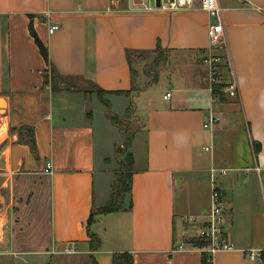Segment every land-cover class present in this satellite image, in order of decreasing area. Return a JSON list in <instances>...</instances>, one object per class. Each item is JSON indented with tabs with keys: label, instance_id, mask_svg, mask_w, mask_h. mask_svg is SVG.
Returning <instances> with one entry per match:
<instances>
[{
	"label": "crops",
	"instance_id": "0c3cea01",
	"mask_svg": "<svg viewBox=\"0 0 264 264\" xmlns=\"http://www.w3.org/2000/svg\"><path fill=\"white\" fill-rule=\"evenodd\" d=\"M218 3L230 69L219 76L237 86V97L220 103L202 64L212 21L199 10L170 13L148 0H0V264H112L120 254L132 264H201L207 253L183 238L196 231L185 219L196 227L208 220L212 183L233 251L207 254L208 262L252 264L244 253L264 248V0ZM51 25L58 30L49 35ZM149 55L163 58L141 84L131 64ZM98 91L128 92L105 101L112 110L115 100L135 99L139 128L123 211L88 225L113 182L94 128ZM210 111L220 121L203 129ZM21 127L32 129L34 153ZM87 231L98 250H89ZM180 242L186 249L174 252Z\"/></svg>",
	"mask_w": 264,
	"mask_h": 264
},
{
	"label": "built area",
	"instance_id": "2783aa9c",
	"mask_svg": "<svg viewBox=\"0 0 264 264\" xmlns=\"http://www.w3.org/2000/svg\"><path fill=\"white\" fill-rule=\"evenodd\" d=\"M243 2L244 0H238ZM249 6V5H247ZM153 9H156L152 7ZM158 10L165 12H180V11H193L199 10L205 13L212 21L207 29V54L202 59L203 66L207 69V83L211 94L217 91V94L223 96L225 99H234L237 97V86L233 81L231 75H229V81L222 83L220 79V70L222 66L228 67L229 60L227 56L225 33L223 27V10L219 6L218 0H167L166 3L160 4ZM58 30V26L51 25L47 33L49 35L54 34ZM170 97L169 94L163 97L166 101ZM216 99L213 97V101ZM220 118L213 112H209L203 123V129H211L217 125ZM258 173L259 169H255ZM46 172L51 174V165H46ZM224 175V171L220 172ZM261 190L264 194V183L261 184ZM224 204L222 202L221 193L218 187L212 183V190L210 195V215L206 222L200 227H196V220L194 218L185 219V223L191 226V229H196L195 236L190 237L188 233H184V239L195 240L197 243H202V250L208 255H213L217 252H230L233 251V246L224 238L222 230L224 218H223ZM264 211V210H263ZM186 244L180 242L175 245L173 251H184ZM73 250L70 251L72 253ZM245 260L252 264H264V248L249 250L244 253Z\"/></svg>",
	"mask_w": 264,
	"mask_h": 264
},
{
	"label": "trees",
	"instance_id": "16d2710c",
	"mask_svg": "<svg viewBox=\"0 0 264 264\" xmlns=\"http://www.w3.org/2000/svg\"><path fill=\"white\" fill-rule=\"evenodd\" d=\"M31 36L33 37L40 54L43 56V58L46 59V51L42 47V45L37 41L35 35L31 31ZM156 64V63H155ZM154 64V65H155ZM100 95H113V96H127L129 93L124 92H112V93H105L98 91L97 96L101 104L107 109H110V106L107 101L103 100V98ZM213 97L217 99V101L223 102L225 99L223 96L217 94L216 92L212 93ZM130 113V110H126V115L128 116ZM109 121L111 124L117 128L120 134L125 136V141L123 143L122 151L121 148H117V146L114 147V156L116 158V155H125V161L120 165V172L113 174V182L111 186V194L109 196L108 201L106 204L100 208V209H91V215L88 220V225H90L93 221V218L98 215H105V214H116L123 211L124 202L126 198L130 195V184H131V178H132V156L129 152L131 141L134 135V132L131 130L129 121L126 120H118L112 116H108ZM17 134L21 140H25V142L29 145L31 151L35 152V141H34V135L33 131L29 127H21L17 130ZM88 235V246L90 251H96L100 247L99 240L92 235L90 232L87 231ZM198 247H202V243H194ZM209 256L207 254L202 255L201 264H209L208 262ZM94 264V263H93ZM112 264H132V259L127 254H120V255H114L112 258Z\"/></svg>",
	"mask_w": 264,
	"mask_h": 264
},
{
	"label": "rangeland",
	"instance_id": "374dc122",
	"mask_svg": "<svg viewBox=\"0 0 264 264\" xmlns=\"http://www.w3.org/2000/svg\"><path fill=\"white\" fill-rule=\"evenodd\" d=\"M162 55H156L152 56L149 55L145 59L144 58H134L132 65L133 73H135L136 78L140 81V83H151L152 77L154 75V64L157 60H162ZM148 76V77H147ZM46 82L49 83V85L53 88H56L59 84L57 83V79L53 75V72L50 69L46 70ZM148 79V80H146ZM146 81V82H145ZM150 81V82H149ZM139 83V85H140ZM154 92V90H152ZM103 100H105L106 95H100ZM94 106H93V114L95 116V133L97 136V142L99 143L104 141L108 146V155L111 159V165L107 168H105L104 173H107L104 178L108 180V184H111L113 181V174L120 172V165L125 161V155H116V158L114 156V147L117 146V148L123 147V143L125 141V136L120 134L116 127H114L111 122L108 119V116H112L118 120H126L129 121L131 130L135 132L138 127V120L134 113L136 108V100L135 99H119L112 102V110H107L105 107H103L97 99H93ZM5 105L3 106V108ZM129 109L130 113L127 116L126 110ZM2 114V112H0ZM135 114V115H134ZM99 167H97L95 178H99L100 170ZM102 220V217H101ZM97 223L94 222L92 224V228L97 229ZM42 264H48V261Z\"/></svg>",
	"mask_w": 264,
	"mask_h": 264
},
{
	"label": "water",
	"instance_id": "95a60500",
	"mask_svg": "<svg viewBox=\"0 0 264 264\" xmlns=\"http://www.w3.org/2000/svg\"><path fill=\"white\" fill-rule=\"evenodd\" d=\"M149 1V5L151 6V7H154V8H156V9H158L159 7H160V4H161V2L162 3H166V1L167 0H148ZM169 1H171V0H169ZM2 111V108H0V112ZM196 242V241H195Z\"/></svg>",
	"mask_w": 264,
	"mask_h": 264
},
{
	"label": "bare ground",
	"instance_id": "6f19581e",
	"mask_svg": "<svg viewBox=\"0 0 264 264\" xmlns=\"http://www.w3.org/2000/svg\"><path fill=\"white\" fill-rule=\"evenodd\" d=\"M0 106H4V103H1V105Z\"/></svg>",
	"mask_w": 264,
	"mask_h": 264
}]
</instances>
